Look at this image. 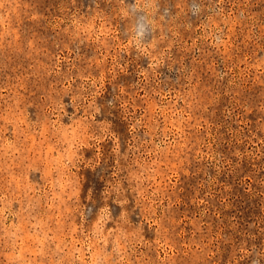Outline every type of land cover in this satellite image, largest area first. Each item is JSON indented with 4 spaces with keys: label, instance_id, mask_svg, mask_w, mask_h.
<instances>
[{
    "label": "rangeland",
    "instance_id": "374dc122",
    "mask_svg": "<svg viewBox=\"0 0 264 264\" xmlns=\"http://www.w3.org/2000/svg\"><path fill=\"white\" fill-rule=\"evenodd\" d=\"M0 264H264V0H0Z\"/></svg>",
    "mask_w": 264,
    "mask_h": 264
},
{
    "label": "clouds",
    "instance_id": "9594fccd",
    "mask_svg": "<svg viewBox=\"0 0 264 264\" xmlns=\"http://www.w3.org/2000/svg\"><path fill=\"white\" fill-rule=\"evenodd\" d=\"M138 27H141L142 28L143 26L142 25H139ZM138 34L142 35V33H138Z\"/></svg>",
    "mask_w": 264,
    "mask_h": 264
}]
</instances>
